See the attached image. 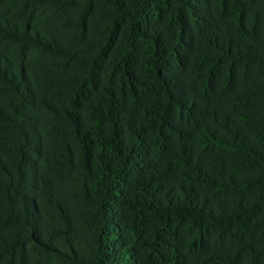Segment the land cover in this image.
Instances as JSON below:
<instances>
[{
    "label": "trees",
    "instance_id": "16d2710c",
    "mask_svg": "<svg viewBox=\"0 0 264 264\" xmlns=\"http://www.w3.org/2000/svg\"><path fill=\"white\" fill-rule=\"evenodd\" d=\"M0 264H264V0H0Z\"/></svg>",
    "mask_w": 264,
    "mask_h": 264
}]
</instances>
